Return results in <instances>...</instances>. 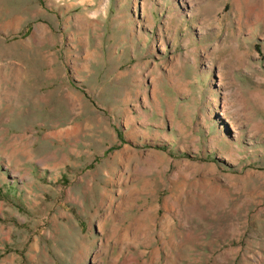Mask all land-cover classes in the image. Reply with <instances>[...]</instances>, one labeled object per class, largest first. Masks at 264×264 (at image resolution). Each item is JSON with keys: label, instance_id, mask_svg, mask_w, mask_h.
Here are the masks:
<instances>
[{"label": "rangeland", "instance_id": "obj_1", "mask_svg": "<svg viewBox=\"0 0 264 264\" xmlns=\"http://www.w3.org/2000/svg\"><path fill=\"white\" fill-rule=\"evenodd\" d=\"M0 264H264V0H0Z\"/></svg>", "mask_w": 264, "mask_h": 264}]
</instances>
